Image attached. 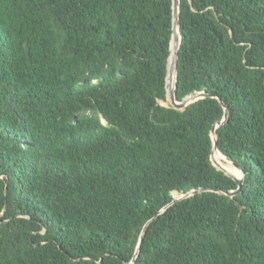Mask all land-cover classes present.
<instances>
[{"label": "trees", "instance_id": "obj_1", "mask_svg": "<svg viewBox=\"0 0 264 264\" xmlns=\"http://www.w3.org/2000/svg\"><path fill=\"white\" fill-rule=\"evenodd\" d=\"M173 7L0 0V264H264V0H180L184 110Z\"/></svg>", "mask_w": 264, "mask_h": 264}, {"label": "water", "instance_id": "obj_2", "mask_svg": "<svg viewBox=\"0 0 264 264\" xmlns=\"http://www.w3.org/2000/svg\"><path fill=\"white\" fill-rule=\"evenodd\" d=\"M173 2H174V7H173L174 23H173V37H172V42H171V55L169 58L167 80H166L167 81L166 82L167 101L166 102L161 101L160 105H162L164 107H168V108L172 107L173 109H176V110H184L190 104H192V103H194L200 99H203L206 97H213V96L208 95L206 93H194V94L188 96L182 102L177 101V98H176V81H177V67H178V58H179L181 36L179 34V37H177L176 29L180 28V0H173ZM172 59L174 60V66H173V69L171 70V60ZM172 72H174V74H175V83H174L173 89L170 88V84H169V81L171 79H173V76H174V74L172 75ZM218 100L220 101L222 106L225 108L226 113H225L224 119L221 122H218L217 124H215L213 129H212V132H211L212 140H213V152H212V156H211V161H212L213 166H215L218 170L224 172L226 175H228L229 177H231L233 180H235L237 182L238 189L236 191H232V192H224V191H221L220 189H217V188H199V189L192 190L190 192L183 193V194L175 193L174 200L172 201V203L169 204L168 206H166L162 210L161 213L166 211L170 206L177 204V203H179L185 199L191 198L197 194H201V193H205V192H215V193L224 194V195L229 196V197H234V196H236L242 192V188H243V184H244V174H243V171L241 170V168L235 162L228 159L234 165V167L242 173V176L240 178H238V177L228 173L224 168H222L213 159V155H214L215 151L219 152L217 136H216V138H214V135H216V129L218 127L222 126L223 124H225L228 120V107L222 102V100L220 98H218ZM149 223L144 227V230L141 234L140 241H139V244H138V247L136 250V254L134 256L132 264L135 263V260L139 256L140 246H141V244L144 240V237L146 235V231H147Z\"/></svg>", "mask_w": 264, "mask_h": 264}, {"label": "bare ground", "instance_id": "obj_3", "mask_svg": "<svg viewBox=\"0 0 264 264\" xmlns=\"http://www.w3.org/2000/svg\"><path fill=\"white\" fill-rule=\"evenodd\" d=\"M179 34H180V32H179V28H177L176 29V35H177V37H179ZM173 66H174V60L172 59L171 60V70L173 69ZM174 74V72H172V75ZM174 83H175V74H174V76H173V79H171L170 81H169V84H170V88H174ZM214 138H216V135H214ZM223 155V154H222ZM222 155H221V153L220 152H218V151H215V153H214V155H213V159H214V161L215 162H217L222 168H224L223 167V165H222V161H221V158H222ZM224 156V155H223ZM224 158H226L225 156H224ZM226 160L228 161V162H230L227 158H226ZM231 163V162H230ZM232 164V163H231ZM233 165V164H232ZM233 167H234V165H233ZM235 168V167H234ZM228 173H230L226 168H224ZM236 169V168H235ZM237 171L238 172H240L238 169H237ZM241 173V172H240ZM230 174H232V173H230ZM232 175H234V176H236V177H238V178H240L241 176H242V173H241V176H238V175H236V174H232Z\"/></svg>", "mask_w": 264, "mask_h": 264}, {"label": "rangeland", "instance_id": "obj_4", "mask_svg": "<svg viewBox=\"0 0 264 264\" xmlns=\"http://www.w3.org/2000/svg\"><path fill=\"white\" fill-rule=\"evenodd\" d=\"M221 161H222V165H223V167L226 168L230 173H232V174H236V175H238V176H241V173L238 172L237 169H235V168L233 167V165H232L230 162H228V161L226 160V158H224V156H222Z\"/></svg>", "mask_w": 264, "mask_h": 264}]
</instances>
